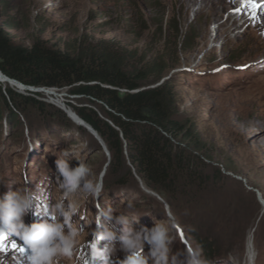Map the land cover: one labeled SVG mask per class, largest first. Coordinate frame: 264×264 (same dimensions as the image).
Returning a JSON list of instances; mask_svg holds the SVG:
<instances>
[{
  "label": "rangeland",
  "instance_id": "obj_1",
  "mask_svg": "<svg viewBox=\"0 0 264 264\" xmlns=\"http://www.w3.org/2000/svg\"><path fill=\"white\" fill-rule=\"evenodd\" d=\"M202 11L198 16L193 9L184 12L175 0H0V27L17 44L44 41L72 51L80 42L110 41L126 48L136 66L146 62L160 69V80H168L173 89L179 118L192 122L204 144L195 155L203 161L206 176L205 181L178 183L168 196L128 174L126 153L112 173L111 156L99 137L83 131L72 117L76 114L68 104L90 105L86 98L66 88H54L53 95L20 92L0 80V195L43 185L55 203L61 198L56 162L70 159L72 167L87 163L93 178L103 177L104 188L97 199L76 201L81 215L72 219L85 229L81 243L94 242L91 234L98 227L100 209L135 217L133 227L139 229L166 222L167 204L179 223L173 251H182L186 243L199 244L217 253L212 264H246L249 245L254 244L256 264H264V206L257 196L264 201V54L220 55L222 38L228 49L237 46L231 37L244 26L231 31L221 25L219 33L211 35L227 11L217 16L207 8ZM212 48L214 54L205 53ZM257 87L259 106L251 112L243 95L248 91L251 97ZM7 90L42 107L13 103ZM64 110L66 119L59 113ZM251 118L254 122L245 125ZM23 220L29 225L41 217L29 211ZM20 245L15 236L0 241V264L24 259ZM116 258L123 260L124 253L117 251Z\"/></svg>",
  "mask_w": 264,
  "mask_h": 264
},
{
  "label": "trees",
  "instance_id": "obj_2",
  "mask_svg": "<svg viewBox=\"0 0 264 264\" xmlns=\"http://www.w3.org/2000/svg\"><path fill=\"white\" fill-rule=\"evenodd\" d=\"M131 60L126 48L110 41L80 42L72 51L44 41L24 46L0 27V71L26 85L66 88L86 98L90 105H68L96 132L111 156L112 173L126 153L128 174L158 193L170 196L182 181H205L203 161L195 155L204 144L192 122L179 118L170 82L155 84L160 69ZM7 93L13 103L42 107L31 97Z\"/></svg>",
  "mask_w": 264,
  "mask_h": 264
},
{
  "label": "clouds",
  "instance_id": "obj_3",
  "mask_svg": "<svg viewBox=\"0 0 264 264\" xmlns=\"http://www.w3.org/2000/svg\"><path fill=\"white\" fill-rule=\"evenodd\" d=\"M258 34L264 40V28ZM64 155L71 156V153ZM70 161L60 159L56 162L61 198L55 203L50 202V193L43 185L35 190H15L0 195V241L8 236L22 241L20 251L24 253V259L18 260L17 264H25V260L27 264H60L61 260H67L68 264H95L96 261L112 264L113 259L114 264H212L199 244L192 247L186 243L182 251H173L179 223L167 204L166 222L139 229L133 227L137 222L135 217L100 209L95 222L98 227L91 234L94 242L81 243L85 229L74 225L72 219L81 215L76 201L100 197L103 177L93 178V170L87 163L78 162L72 167ZM29 211L41 220L26 225L23 218ZM117 226H121L119 232L115 230ZM101 240L106 243L98 248L96 245ZM146 245L147 252L144 251ZM249 247L252 250L246 255V264H256L258 252L254 244ZM117 251L124 253L123 260L116 258Z\"/></svg>",
  "mask_w": 264,
  "mask_h": 264
},
{
  "label": "bare ground",
  "instance_id": "obj_4",
  "mask_svg": "<svg viewBox=\"0 0 264 264\" xmlns=\"http://www.w3.org/2000/svg\"><path fill=\"white\" fill-rule=\"evenodd\" d=\"M175 2L179 7L183 8L184 12L193 9L196 16H198L200 12L206 8L213 16L220 15L223 11H227L225 19L218 22L216 27L210 31L211 35L212 32H215V35L218 34L221 25H224L227 30L231 31L244 26V30H242V32H236L233 36L231 35L232 37L228 36L229 38L231 37V41L237 46H233V48L228 49L226 37L222 38V46L218 50L220 55H237L242 58H247L252 55L264 54V40H262L258 34L260 29L264 28V0H175ZM257 3L258 5L256 6ZM253 5H255V7H253ZM215 51L216 50L212 48L208 49L205 53L211 55L214 54ZM261 69H264V67ZM0 80L9 84V86L18 88L20 92L23 91L19 85L8 81L1 75V73ZM54 91V88H52L48 91H44L43 93L53 95ZM255 91L256 92L254 95H251V97H248V91L243 95V100L247 105L248 111L251 110V112L257 110L259 106L258 87ZM250 114V112L247 113V115ZM75 116L72 115L74 120L79 121L83 126H85L80 118ZM253 122L254 118H251L244 124L251 125ZM260 202L264 206V201H262L261 198Z\"/></svg>",
  "mask_w": 264,
  "mask_h": 264
},
{
  "label": "water",
  "instance_id": "obj_5",
  "mask_svg": "<svg viewBox=\"0 0 264 264\" xmlns=\"http://www.w3.org/2000/svg\"><path fill=\"white\" fill-rule=\"evenodd\" d=\"M0 73H1V75L5 78V79H7L8 81H10V82H13V83H16L17 85H19V87H21L22 88V90L23 91H29V92H33V93H43L44 91H48V90H50V89H52V88H47V87H43V86H30V85H26V84H24V83H22V82H20V81H18V80H16V79H13V78H10V77H8V76H6L5 74H3L1 71H0ZM164 79H161L160 80V82L161 81H163ZM158 84V83H157ZM64 113H65V110H64ZM65 115H66V113H65ZM78 116V115H77ZM79 117V116H78ZM80 118V117H79ZM80 120L85 124V126H83L84 128H86L88 131H91L92 132V134H95L96 136H97V134H96V132L92 129V127L89 125V124H87L85 121H83L81 118H80ZM104 147V146H103ZM104 149L106 150V148L104 147ZM107 151V150H106ZM135 177H136V179H138L139 181H141L136 175H135ZM117 180H118V178H116ZM141 183H142V181H141ZM143 184V183H142ZM148 188V187H147ZM148 189H150V188H148ZM152 190V189H151ZM257 196H258V199L260 200V196H259V194H257ZM211 249H213V248H211ZM205 257L206 258H208V259H210L211 261H212V263L213 262H215V260H216V254L217 253H214V249L213 250H211L210 252H208V251H206V249H205ZM213 252V253H212Z\"/></svg>",
  "mask_w": 264,
  "mask_h": 264
},
{
  "label": "snow or ice",
  "instance_id": "obj_6",
  "mask_svg": "<svg viewBox=\"0 0 264 264\" xmlns=\"http://www.w3.org/2000/svg\"><path fill=\"white\" fill-rule=\"evenodd\" d=\"M253 7H255V5H253Z\"/></svg>",
  "mask_w": 264,
  "mask_h": 264
}]
</instances>
